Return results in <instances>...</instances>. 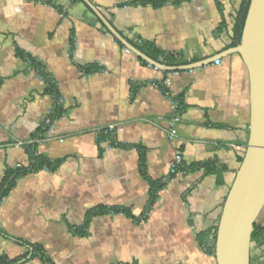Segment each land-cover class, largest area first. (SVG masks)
I'll use <instances>...</instances> for the list:
<instances>
[{
	"label": "crops",
	"instance_id": "1",
	"mask_svg": "<svg viewBox=\"0 0 264 264\" xmlns=\"http://www.w3.org/2000/svg\"><path fill=\"white\" fill-rule=\"evenodd\" d=\"M90 1L130 44L156 52L157 62L222 58L155 69L127 52L84 0H0V191L9 168L30 163L27 148L14 143L39 135L57 104L23 54L45 67L63 110L37 145L61 164L20 177L0 199V257L45 264L35 245L54 264H218L201 237L214 238L250 129L248 69L239 54L224 55L241 0ZM168 76L184 101L173 140L172 103L159 83ZM177 152L181 171L136 221L151 200L141 157L150 178L167 180ZM98 207L128 214L91 217ZM257 223L264 227V208ZM251 264H264V246L252 247Z\"/></svg>",
	"mask_w": 264,
	"mask_h": 264
},
{
	"label": "water",
	"instance_id": "2",
	"mask_svg": "<svg viewBox=\"0 0 264 264\" xmlns=\"http://www.w3.org/2000/svg\"><path fill=\"white\" fill-rule=\"evenodd\" d=\"M127 48L164 71L186 70L220 60L181 66L157 62L125 40L90 0H84ZM239 54L250 78V129L243 161L236 171L218 223L215 255L218 264H251L252 235L264 208V0H251L240 43L224 55Z\"/></svg>",
	"mask_w": 264,
	"mask_h": 264
},
{
	"label": "trees",
	"instance_id": "3",
	"mask_svg": "<svg viewBox=\"0 0 264 264\" xmlns=\"http://www.w3.org/2000/svg\"><path fill=\"white\" fill-rule=\"evenodd\" d=\"M37 1H43L49 4L55 5V0H37ZM75 1H81V0H75ZM169 0H133V3H141V4H147V3H153L154 5H161L167 3ZM251 0H241L240 1V6L238 10L236 11L235 14V22H234V28H233V43L232 47L237 46L241 39H242V34L244 31V26L245 22L247 19L248 11L250 8ZM142 51L147 53L151 58H153L156 61H159L160 59L158 58L159 56L156 55V52L154 51H147L144 50L142 47L140 48ZM23 58L27 61L30 67L36 69V71L46 80L48 84V92L53 93L56 98H57V104L55 106L54 112L51 114L52 119H56L60 117L63 113L62 106L59 103V92L58 89L49 76L48 72L45 70V67L37 60L34 58L23 54ZM163 63L169 65V66H179V65H186L189 63L188 60L175 58L174 56L171 55H165L162 60ZM148 64V63H147ZM162 88L165 90V86L161 85ZM181 104L183 107V99L180 97ZM46 128L42 127L39 131V135L37 137L44 136L46 134ZM247 144V143H246ZM37 145L38 144H33L30 146H27V151L30 155V163L28 166H22V167H17V168H9L6 172V180H5V185L0 191V199L7 196L12 187L14 186L15 182L17 179L20 177L25 176L26 174L33 172V171H38L41 169H49V170H54L56 167H58L59 164H61V160L57 161H52L44 156H41L39 153H37ZM240 163L243 161V157L239 158ZM141 170L142 174L145 176V178L149 181L150 186H151V200L150 203L147 207V210L145 211V214L141 218H135L136 221L141 222L144 221L150 212V209L152 208L155 200L157 199L159 192L166 186L167 180H154L149 177L148 172H147V165H146V160L145 157H141ZM171 179V178H170ZM122 212V213H127L128 211L124 208H106V207H98L90 212V216H95L98 214H103L107 212ZM216 233H217V228L214 230V238L212 242H210L207 238L208 236L204 235L201 237L203 243L206 242L207 244V250L210 253H215V239H216ZM254 245L257 246H264V227L260 226L257 222L255 224V230L252 235V247ZM34 248V255H38L45 264H54L52 260L46 255V253L43 251V249L40 246H32ZM23 258H15V259H9L6 256L5 257H0V264H17L19 261H21Z\"/></svg>",
	"mask_w": 264,
	"mask_h": 264
},
{
	"label": "built area",
	"instance_id": "4",
	"mask_svg": "<svg viewBox=\"0 0 264 264\" xmlns=\"http://www.w3.org/2000/svg\"><path fill=\"white\" fill-rule=\"evenodd\" d=\"M127 52H131L128 48L126 49ZM219 62V60H217ZM155 69H158L155 67ZM161 83V85L165 86V95L171 100L172 103V113L169 119V137L173 140L177 137V124L181 120L182 117V104L181 100L178 96L174 95L170 89L171 85V79L170 77H166ZM59 103L61 104V99L59 100ZM44 128H46V134L41 137L32 138L27 141H17L14 143L17 147H27L33 144H42L45 141H47L49 137V133L51 132L53 125H54V119H52L51 116H47L44 120ZM22 164H18L17 167H22ZM183 166V156L181 153L177 152L176 156L170 161L169 163V175L166 179L172 178L174 175H176L178 172L181 171Z\"/></svg>",
	"mask_w": 264,
	"mask_h": 264
}]
</instances>
